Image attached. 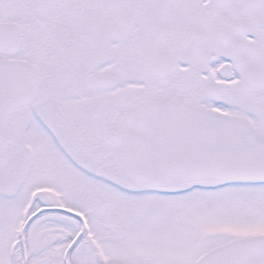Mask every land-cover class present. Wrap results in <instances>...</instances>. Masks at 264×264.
Masks as SVG:
<instances>
[{
  "label": "snow or ice",
  "instance_id": "obj_1",
  "mask_svg": "<svg viewBox=\"0 0 264 264\" xmlns=\"http://www.w3.org/2000/svg\"><path fill=\"white\" fill-rule=\"evenodd\" d=\"M0 264H264V0H0Z\"/></svg>",
  "mask_w": 264,
  "mask_h": 264
}]
</instances>
